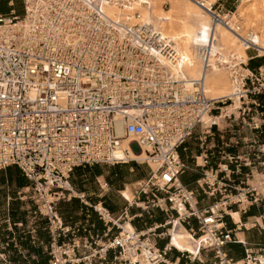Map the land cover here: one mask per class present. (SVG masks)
Masks as SVG:
<instances>
[{"label":"built area","instance_id":"built-area-1","mask_svg":"<svg viewBox=\"0 0 264 264\" xmlns=\"http://www.w3.org/2000/svg\"><path fill=\"white\" fill-rule=\"evenodd\" d=\"M120 1L24 0L23 15L0 13V171L17 166L30 181L36 210L50 224L49 264H85L106 258L110 250L115 252L113 264H179L168 252L177 250L190 258L192 254L168 244L175 219L182 224L196 219L198 231L191 229L193 235H207L208 246L202 249H212L220 263L232 264L224 247L233 234L223 219L241 200L240 194L224 193L230 184L220 177L231 171L228 165L204 171L200 189L222 195L201 209L196 193L181 181L190 165L179 148L196 128H209L204 127L205 113L215 117V110L221 112L233 100L208 99L201 88L185 91L148 49V44L159 46L151 31L143 27L138 33L136 25H123L106 14V4ZM206 8L221 19L215 3ZM242 81V98L264 93L263 74L251 72ZM134 109L139 112L132 113ZM126 139L124 151H144L143 161L115 159V149ZM207 159L204 156L203 167ZM128 160L150 167L149 177L138 184L137 194L145 196L140 206L169 212V219L130 232L122 226V216L100 203L92 205L106 225V237L96 242L98 249L79 256L77 249L92 246L82 237L90 230L60 218L57 203L73 191L65 184L78 166ZM78 197L85 201V194ZM114 228L119 231L110 237ZM62 237L68 240L60 241ZM159 239L168 242L160 247Z\"/></svg>","mask_w":264,"mask_h":264},{"label":"crops","instance_id":"crops-1","mask_svg":"<svg viewBox=\"0 0 264 264\" xmlns=\"http://www.w3.org/2000/svg\"><path fill=\"white\" fill-rule=\"evenodd\" d=\"M21 0H0V13L5 16L19 15L18 8ZM221 12H232L243 0H216L214 2ZM21 15V14H20ZM254 45L246 48V61L242 67L251 74L264 75V53ZM261 94H248L240 98L237 108L229 110L226 114L211 117V122L204 124L209 127L200 130L192 141L189 138L180 148L179 153L190 168L184 171L180 178L184 185L196 193L198 206L207 209L221 199V193L205 194L198 185V180L205 170L216 169L219 165H228L231 174H220L229 183L225 194H240V202L231 206V214L223 219L225 229L233 234V241L228 242L224 250L232 259V264H264V101ZM234 104V101L233 103ZM240 109V110H239ZM234 113L231 117H228ZM215 121L217 124L210 127ZM195 132L198 130L196 128ZM206 133V141L201 143L202 135ZM191 149V150H189ZM184 151H189L186 154ZM204 156H207L206 166L203 167ZM230 157H235L231 160ZM18 172V176L13 174ZM150 175V167L136 160L121 161L118 163H96L76 167L71 173L68 187L72 192H65V197L57 203V209L62 221L70 226H82L90 230V234L82 232L84 240H91V248L77 249L79 256L88 255L98 249L99 243L106 237V225L99 218L92 205L100 203L107 207L115 216H122V226L129 223L133 230L141 231L147 227L163 223L169 219L170 213L160 208L150 207L144 209L140 201L144 195L137 194L138 184ZM0 185L17 186L29 189L30 181L17 166H10L0 171ZM253 192L246 194V191ZM85 194V201L78 195ZM198 194H202V201ZM239 196L233 197L237 200ZM8 217L0 222V264H49L50 244L52 235L49 220L39 214L36 205H29L19 201L17 197L10 198ZM86 202V203H85ZM125 213L127 217H125ZM237 214V218L234 216ZM196 238L191 232L198 231V222L191 219L181 223L175 219ZM174 223V225H175ZM174 227V226H173ZM171 227H169L170 229ZM119 229L114 228L109 236L113 237ZM170 233V230H169ZM202 237V236H201ZM171 239V238H170ZM167 239H159L158 245L163 247ZM68 240L62 237L60 241ZM165 241L163 245L161 243ZM174 246V245H173ZM203 246V245H202ZM181 250V249H180ZM186 251V250H182ZM190 252V251H189ZM191 253V252H190ZM115 252L108 251L106 258H93L85 264H113ZM192 254V253H191ZM181 254L180 251L168 252L170 259L179 264H222L212 249L202 247L198 255Z\"/></svg>","mask_w":264,"mask_h":264},{"label":"bare ground","instance_id":"bare-ground-1","mask_svg":"<svg viewBox=\"0 0 264 264\" xmlns=\"http://www.w3.org/2000/svg\"><path fill=\"white\" fill-rule=\"evenodd\" d=\"M215 1L123 0L108 3L104 9L115 21L136 25L134 31L140 33L145 27L156 36L159 46L148 44V49L173 78L183 83L185 91L193 92L201 88L208 99H232L234 104H231L232 101L224 108L227 114L240 104L242 79L250 74L242 67V62L246 61V48L254 45L264 53V0H244L246 5L240 4L232 12L220 13V20H216L206 8H210ZM254 1L259 2L258 8ZM199 82L202 87L196 84ZM131 112L139 111L134 109ZM211 117V114L205 113L204 124ZM128 142L129 139L122 141L115 149V159L137 158L143 161L146 157L144 151L136 152L132 148L129 154L124 151ZM152 166L156 168L157 163L152 162ZM180 209L183 213V208ZM234 216L237 218V214ZM124 229L134 231L129 223ZM169 230L170 244L178 249L198 255L202 245L208 246L207 235L195 239L179 225L178 220ZM141 264L148 262L141 261Z\"/></svg>","mask_w":264,"mask_h":264},{"label":"rangeland","instance_id":"rangeland-1","mask_svg":"<svg viewBox=\"0 0 264 264\" xmlns=\"http://www.w3.org/2000/svg\"><path fill=\"white\" fill-rule=\"evenodd\" d=\"M254 3H256V7L258 8L259 7V2L258 1H254ZM246 5L245 1L243 0V4L242 5ZM168 6V5H166ZM240 6V5H239ZM18 8V13L23 15L24 13V0H21L20 1V4L16 7ZM234 11V10H233ZM223 13H226V12H222ZM248 73V72H246ZM244 73V74H246ZM251 94V93H249ZM226 106V105H224ZM216 111H219V110H215L213 112V114H219L220 112H216ZM198 132H194V135L191 137L192 138V141H196L194 139V137L196 135L199 136L198 133H200V127L197 128ZM191 150V149H189ZM186 154H189V151H184ZM13 174L15 176H18V172L17 171H13ZM30 186H31V183H30ZM20 192V193H19ZM22 192V193H21ZM33 196V191H32V188L30 187L29 189H26V188H18L17 186H7V185H0V222L3 221L4 219H6L8 217V212L9 210L12 208L10 206V198H11V201H12V198H15L17 197L19 201H23L25 202L26 204H29V205H35V202L32 198ZM198 197L199 199L201 200L203 195L202 194H198ZM201 204H205V201H202L201 200ZM165 243V241H163L161 243V245H163Z\"/></svg>","mask_w":264,"mask_h":264},{"label":"trees","instance_id":"trees-1","mask_svg":"<svg viewBox=\"0 0 264 264\" xmlns=\"http://www.w3.org/2000/svg\"><path fill=\"white\" fill-rule=\"evenodd\" d=\"M259 98L264 101V94H261ZM1 183H2V181H0V184Z\"/></svg>","mask_w":264,"mask_h":264}]
</instances>
